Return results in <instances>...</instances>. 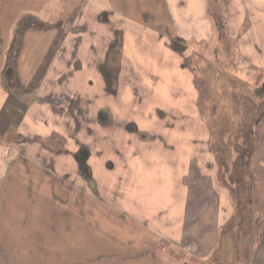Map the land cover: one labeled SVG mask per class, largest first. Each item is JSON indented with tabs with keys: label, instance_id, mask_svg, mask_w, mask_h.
Instances as JSON below:
<instances>
[{
	"label": "rangeland",
	"instance_id": "1",
	"mask_svg": "<svg viewBox=\"0 0 264 264\" xmlns=\"http://www.w3.org/2000/svg\"><path fill=\"white\" fill-rule=\"evenodd\" d=\"M111 7L124 9L136 21L140 22L141 20L148 26L162 29V39L167 42L173 53L169 54V50L167 51L160 45L159 47L154 45L157 41L148 35L145 37L140 34V40L136 44L138 32L128 27L121 11L116 12ZM207 13L211 18L210 21L205 16ZM250 19L254 26L252 29H247L251 23ZM191 20L204 27L211 24L213 30L209 33L210 38L207 39V42H196L193 38L187 41L182 40L174 37L173 33L168 30L169 22L176 23L179 28L183 29L186 21L190 23ZM259 20H264V0H0V89L3 95V108L0 111V142L4 145V150L9 153L6 157L7 166L12 168L24 167L26 164L31 166L34 161L26 159L19 150L22 145L26 150L22 142L27 139L25 137L27 134L24 135L19 130V125L24 121L23 117L28 115L32 105L39 106L44 101L53 108L58 102V96H41L37 95V92L41 87L43 75L49 66H52V58L64 40H67L66 43L71 42L68 48V53H71L75 51V47L79 45L78 42H81L83 36H86L87 39H96L97 34L102 38L105 35L109 39L114 38L112 43L115 44V48L111 59L115 64V68H113L115 89L118 84L117 77H115L116 64L119 54L121 55V44L126 41L130 44V46H126V51H129L133 57L141 58V70L140 65L136 64V74L138 75L140 70V76L144 78L150 76V73L154 71L159 79V84L164 86L162 90L155 91L153 95L155 79H143L139 80L136 86L139 90L138 93L143 95H135L132 91L131 96L127 97L128 99L126 91L116 95L113 100L115 103L118 102L120 95L125 93L124 106L130 109V113L124 112V115L129 118L120 124L116 122L117 118L122 117V113L107 112L101 93H98V106L95 107L97 100H94V97L81 95L75 97L72 95V97L66 90L64 95L67 97L65 96L59 102L69 104L72 109L74 106L68 100L71 96L74 99V105L78 106L80 111H70L68 108L60 113L52 112L51 109L52 123H58L60 118L57 115L61 118L64 117L67 131L66 134H55L45 140V144L53 148L56 153L62 152L57 155L58 158L69 154L73 166L71 165V170H67L68 174H59L49 164L51 161L54 163V156L47 154L44 155L47 158H39V162H36L43 167L51 168L48 172L50 176H48L47 183L45 184L40 176H35V184L28 185V181H26L28 177H24L26 197L33 200V203L38 201L34 187L37 183H43L47 191L44 193L49 198L46 201L49 208L46 209L45 206L41 208L42 211L39 209V213L49 217L50 223L46 230L50 235L49 237L42 235L40 238L47 245L42 254L33 260L18 257L16 258L18 263L120 264L137 262L134 261L138 258L136 251L140 249L139 247L144 248L146 246L144 244L148 243L144 239L145 235L142 230L146 227H144L143 220L139 222L137 218L135 221V218L130 217L127 212L128 204L137 201H152L155 199L153 196L156 192L135 191L133 185L136 186L139 183L135 181L138 176L137 174L124 175L125 168H127L124 150L133 143L134 138L138 139L145 132V128L141 126L144 125L143 120H153L154 113L155 119L151 122L148 121L149 126L152 127L155 121H160L163 131L167 122L176 118L175 115L178 116V119L185 115V110H188L186 105L192 102L194 110L187 112L188 115L201 118L199 116L203 113L211 125L215 147L219 151L230 148V156L224 160L226 179L221 175L220 181H225V184L232 188L231 182L227 181V178L233 181L231 174L235 160L241 158L246 162L248 153L257 141L256 137H259L261 130L259 125L263 120L261 118H264V73L260 74L255 82L245 85L237 84V57L240 53L239 50L237 51L238 42L241 43V40H245L244 45L248 44L249 48L257 41L264 43V24L260 26ZM241 29L242 32L237 31ZM188 34L192 33L188 32ZM239 35L240 39L237 38ZM28 46L30 47L29 55L31 54L29 59L25 57ZM106 49L104 48L103 52ZM74 56L77 57V55ZM158 57L162 60L168 59L163 63L165 66L161 65L163 71L166 68L165 70L169 74L168 80L159 78ZM69 58L62 52L56 62L62 64ZM72 62L74 63L76 60L72 59ZM110 62L112 63L111 60ZM9 64L14 65L15 68L13 82L6 75V68ZM56 64H53L54 70L60 72L61 68L56 67ZM184 66L193 68L192 80L191 73L189 74L183 68ZM86 68L87 71L82 73L80 78H94L95 81L100 78L99 75L96 76L94 68L93 70L89 66ZM188 69L191 70V68ZM192 82L194 88L191 86ZM51 83L53 87L58 84L52 80ZM65 85L64 89L68 88L66 83ZM237 85L239 86L238 91ZM92 91L89 90V92ZM158 106L160 108L175 107L179 109V112L163 111L161 120L160 113L156 110ZM135 110L144 115L140 121L132 112ZM180 110H184L185 113ZM41 113L46 115L42 109L36 116L29 115L32 116V120L39 116L37 118L42 126L50 124L51 121L47 117L43 121ZM246 116H249L248 120ZM258 117H260L258 121H261L256 123ZM77 122L80 131L76 127ZM71 123H75L74 128ZM132 125H134V129H131ZM27 126L29 125H25V127ZM42 126L37 127V131L41 132ZM252 126H254V132L251 133ZM46 128L44 127V129ZM31 129L34 131L33 128ZM44 129H42V134L48 132ZM52 129L50 128V130ZM194 131L197 130L194 129ZM81 132L82 137L79 136L81 141L77 142L76 138ZM38 134L37 137L34 135V139L44 141L42 134ZM71 139L74 143L69 148L68 142ZM91 179L94 181L92 185L89 183ZM163 181L167 182L168 177L167 179L163 178ZM150 183L154 184L157 181L154 183L148 181L147 184ZM253 185L255 188L252 193L255 202L249 203V217H253L254 220L257 215L254 213L255 209L258 206H263L261 201H264V189L257 186L255 182ZM146 187L151 186L140 185V189ZM233 190L237 198L239 190ZM10 192V190L0 191V201L5 206L8 202L7 195ZM250 192L251 189L247 190L246 188L244 196L246 197ZM139 193L141 194L139 198L137 195L133 198L134 194ZM21 210L24 215L21 223L25 225L28 222L29 211L26 208ZM239 211L241 214L240 209ZM120 223L133 229V235L126 241L129 244L136 243L135 248L121 250L115 248L120 246V234L119 236L116 234L120 233ZM224 233L240 250L239 254H241L242 260L237 264H246L250 248L246 247L248 244L239 238L237 225L232 224L229 228L227 227ZM149 239L150 242L153 241L152 238ZM140 242L142 244H139ZM149 244L151 245V243ZM103 247L110 249L107 251ZM1 259L10 261L9 257L5 256ZM160 261L165 263L162 258Z\"/></svg>",
	"mask_w": 264,
	"mask_h": 264
},
{
	"label": "crops",
	"instance_id": "2",
	"mask_svg": "<svg viewBox=\"0 0 264 264\" xmlns=\"http://www.w3.org/2000/svg\"><path fill=\"white\" fill-rule=\"evenodd\" d=\"M111 8L116 10V12L121 11V14L124 15L123 19H125L128 27L138 32V36H136L137 39L133 38L136 39V44L137 41L140 40V34H142L145 35V37L150 36L154 38L153 40L157 41L154 45H157V47L160 45L167 51L169 50V54L173 53L169 45H167V42L162 39V29L148 26L141 20L140 22L136 21L135 18H132L124 9ZM205 16L207 20L210 21L209 19L211 18L209 14L207 13ZM250 22L249 28L247 29H252V26H254L251 19ZM258 23L261 26L264 24V20H259ZM168 30L173 33L174 37H178L182 40L185 39L187 41L193 38L196 42L202 41L205 43L207 39L210 38L209 33L213 28L210 23L204 27L198 22L195 23L194 20H191L190 23L186 21L185 28L183 29L179 28L176 23L169 22ZM237 31L242 32V29ZM97 32L100 33L99 31ZM188 32L192 34L189 35ZM151 33L153 34L149 35ZM85 37L86 36L82 37L83 39L81 42H78L79 45L75 47V51L71 53H68L71 42L66 43L67 40H64L55 56L52 58V63H57L56 67L59 69L61 68V71L55 72L53 64L49 66L48 70L43 75L41 87L37 95L48 97L58 96L59 100H61L66 96L64 94H66V90H68L69 94L74 97L80 95L83 97H94L93 99L97 100L95 103L96 107L98 106V93H101V96L104 97V107L107 112L122 113V117L117 118L116 122L120 124L122 121L129 118V116L124 115V112H129L130 109L124 106L125 93H123L122 96L120 95L118 102L115 103L113 100H115L116 95L123 91L128 93L126 94V98L131 96V91L135 95H143L140 92L139 94V90L136 88L137 82L143 79H155L153 84V95L155 91H160L164 88L163 85L159 84V79L154 74V71L150 73V76L144 78L140 76L141 58L133 57L129 51H126V46H130V44L123 41L120 47L121 55L119 54L118 63L116 64L117 73L115 77H117L118 84H116L117 88L115 89L113 82V68H115V64L111 59V54L115 48V44L112 43L114 38L109 39L106 35L102 38V36H97V34L95 37L98 40L93 38L87 39ZM237 38L240 39V35L239 37L237 36ZM238 43L239 49L237 47V51L239 50L240 53L237 57V84H250L251 82L257 81L260 74L264 73V43L257 41L255 45L252 44L250 48L248 44L244 45V43H246L245 40H241V43ZM184 47L186 49V46ZM104 48H107L105 52H103ZM29 50L30 47L28 46L25 53V57L28 59L31 55H29ZM62 52L66 54V57L68 56L70 58L68 61L66 60L61 64L60 62H56V60ZM74 55H77V57ZM72 59H75L76 62L73 63ZM167 61L168 59L166 58L162 60V58L158 57L160 66L158 67V71L156 69L160 74L159 78H164L166 80H168L169 74H167L166 68L163 71L161 67L165 66L163 63ZM179 63L181 64V61ZM136 64L140 65L138 75L135 70ZM86 66H89L92 70L93 68L96 70V76L99 75L100 77L97 78L98 82L95 81L94 78H90L92 73L89 76L90 79H88V77H79L82 73L87 71ZM183 68L188 71L189 74L191 73L190 78L192 80L193 68L191 66H184ZM188 68H191V70ZM131 74H134V76H131ZM51 80L54 81V83H58L56 87H53ZM65 83L68 85L66 89H64L66 86ZM157 85L159 86L156 88ZM99 86H101V88H99ZM191 86L194 88L193 82ZM238 89L239 86L237 85V91ZM89 90L92 92H89ZM71 96L68 100L69 103H72L74 106L72 109L69 107V104L60 103L59 100L53 108L50 107L47 102L43 101L39 106L32 105L28 115L23 117L25 119L19 125V130L24 135L27 134L25 136L27 139H24L22 142L26 150H24L23 145L19 150L25 155L26 159L34 160L31 166L28 164L24 167L12 168L7 166L8 161L6 157L9 153H7V150H4V145L0 142V191L15 190L17 183L23 176L28 177V179H26L28 185L35 184V176H40L42 181L46 184L48 176H50L48 172H50L51 168L47 166L43 167L36 162H39V158H47V156H44L47 154L54 156V163L51 161L49 164L54 167L53 169H55L57 173L66 175L68 174L67 170H71L70 167L73 166V163H71L72 158L70 155L68 154L64 155L62 158H58L57 155L62 152L59 151L56 153L53 148L45 144V140H48L55 134H66L67 131L65 121L63 120L64 117L61 118L57 115L60 118L58 123H52L51 109L52 112L57 111L60 113L68 108H70V111H80L79 107L74 105V99H72ZM2 97L3 95L0 89V111L3 108ZM192 105V102L186 105L188 108V110H185L186 113L193 112L194 107ZM41 109L46 112V115L41 113L43 121L44 119L46 120V117L51 121V123L46 126H42V124L39 123V119L37 118L39 116L32 120V116L29 115L33 114L36 116L38 115V111L41 112ZM156 110L160 113V118L162 117L163 111L169 113L179 112V109L175 107L160 108L158 106ZM219 111L221 112V109H219ZM132 112L135 113L137 120L140 121V118H144V115L140 111L135 110ZM180 112H184V110H180ZM200 112L202 113V110H200ZM186 113L180 116V119L174 114L176 118L170 119L164 126L166 128H163V131L160 121H155L152 127L149 126L150 123H148V121L151 122L155 119L154 113L153 120H143L144 125L140 124L145 128V132L141 134L138 139L134 138L133 143L128 145L124 150L125 159L127 161V168H125L126 172L124 175L137 174L138 176L135 181L139 183L136 186L133 185L135 191L146 190L156 192L153 196L155 199L152 201H137L128 204L129 208H127V212L130 217L135 218V221L137 218L139 222L143 220L145 224L144 227H146L145 229L142 228L145 235L144 239L148 242L144 244L146 245L144 248L139 247L140 249L136 251L138 253V258L137 260H133L139 263L149 262L151 264H237L242 260L241 254H239L240 250L237 248L236 244L231 241L230 237L224 235L226 228H229L231 226L230 224L233 223L237 225L239 238L244 241L245 244H248L246 247L250 248L246 264H264V201H261L263 206H258V208L255 209L254 213H257V215H255L254 220L253 217H249V203L246 205V209L249 210L247 213L248 216L243 217V215L240 214L235 191L230 186H227L225 181H220L221 175L224 176V174H226L224 160L227 159V156H230V148L219 151V149L215 147L211 125L206 120L207 118L203 116V113L199 116L201 118H194V115H188V113ZM202 117L204 118L202 119ZM246 118L248 120L249 116H246ZM262 119V121L260 120L262 124L260 123L259 125V127L261 126L259 137H256L257 141L251 148L246 162L244 159L236 158L231 179L239 180L243 178L245 172L248 171L253 177L252 181L255 182L257 186L264 189V118ZM66 120L69 121L70 119ZM27 124L29 126L25 127ZM76 124V127L79 128L78 131H80L78 122ZM71 125L74 128L75 123H71ZM41 126V132L37 131L36 128ZM30 127L33 128L34 131H32ZM44 127L47 128L44 129ZM50 128L53 129L50 130ZM151 128H153V130H150ZM42 129L48 132L42 134ZM194 129L197 131H194ZM252 132H254V126H252L251 133ZM38 133L42 134L44 141L41 142L34 139L35 136L37 137V135H39ZM30 135H32L31 140ZM79 136L82 137V132L78 134L76 138L77 142L81 141ZM68 143L70 144L69 148H71L70 146H72L74 142L71 139ZM76 154L77 152L75 156ZM76 158L78 159V156ZM167 177L168 181L164 182L163 178L167 179ZM224 177L226 179V175ZM229 180L230 179L227 178V181ZM148 181L153 183L157 181V183L147 184ZM93 182L94 181L91 179L89 182L90 185H92ZM143 184L151 187L140 189V185ZM40 185H43V183H40ZM136 195L139 198L141 194H134L133 198ZM124 204L126 205V203ZM149 238H152L153 241L150 242ZM149 243H151V245ZM245 244L243 243V245ZM158 246L161 247L159 248ZM3 256L9 257L10 261H3V259H1ZM11 258L5 243L0 239V264H23L18 263V261L14 262V259L11 260ZM160 258L164 259L165 263H161L162 261H160Z\"/></svg>",
	"mask_w": 264,
	"mask_h": 264
},
{
	"label": "bare ground",
	"instance_id": "3",
	"mask_svg": "<svg viewBox=\"0 0 264 264\" xmlns=\"http://www.w3.org/2000/svg\"><path fill=\"white\" fill-rule=\"evenodd\" d=\"M25 178L22 177L17 183L15 190L11 191L7 195L6 206L0 201V239L5 243L11 257L14 262H17L15 258L22 257L29 260H33L39 254L43 253V249L47 245L41 241V236L49 237L50 233L46 230L47 225L50 223L49 217H45L42 213H39V209L47 206L46 201L49 199L45 194L47 191L44 185L40 183L36 184L35 192L37 193V203H33V200L28 199L25 194ZM45 192V193H44ZM45 198V199H44ZM26 208L29 211L28 222L23 225L21 219L24 216L22 210ZM19 210V211H18ZM36 210V211H35ZM35 213V214H34ZM121 224V223H120ZM120 243L118 249L135 248L137 245L129 244L126 240L133 235V229L121 224L119 226ZM115 233V232H111ZM139 244H142L140 242ZM104 250L109 251L108 247H103ZM119 264V263H118ZM120 264H151L149 262H123Z\"/></svg>",
	"mask_w": 264,
	"mask_h": 264
},
{
	"label": "trees",
	"instance_id": "4",
	"mask_svg": "<svg viewBox=\"0 0 264 264\" xmlns=\"http://www.w3.org/2000/svg\"><path fill=\"white\" fill-rule=\"evenodd\" d=\"M259 118L260 117L257 118L256 122L258 121ZM249 153H248V155H249ZM252 180H253V177L251 176V173H248V171H246L245 174L243 175V178H241L239 180H237V179L233 180V181L229 180V182H231L230 185L232 186V188L239 190V193H238L239 196L236 198V200L238 201V206H239V209L242 211L241 214L243 215V217H247L248 216L247 213H248L249 210L246 209L247 203L252 204L253 202H255L254 197H253V193H252V191L254 190L255 186L253 185V181ZM246 188H247V190L251 189V192H250L249 195H247L245 197L244 193H245ZM249 198H251V199H249ZM259 203H261V202L259 201ZM232 224L233 223H231L230 225H232ZM203 264H205V263H203Z\"/></svg>",
	"mask_w": 264,
	"mask_h": 264
},
{
	"label": "flooded vegetation",
	"instance_id": "5",
	"mask_svg": "<svg viewBox=\"0 0 264 264\" xmlns=\"http://www.w3.org/2000/svg\"><path fill=\"white\" fill-rule=\"evenodd\" d=\"M12 69V73L10 75L7 74V72ZM14 74H15V68H14V65L12 64H9L8 67L6 68V75L7 77L11 78V81L13 82L14 81ZM134 125L131 126V129H134Z\"/></svg>",
	"mask_w": 264,
	"mask_h": 264
},
{
	"label": "water",
	"instance_id": "6",
	"mask_svg": "<svg viewBox=\"0 0 264 264\" xmlns=\"http://www.w3.org/2000/svg\"><path fill=\"white\" fill-rule=\"evenodd\" d=\"M12 73V69H10L7 74L10 75ZM258 122V121H257Z\"/></svg>",
	"mask_w": 264,
	"mask_h": 264
}]
</instances>
